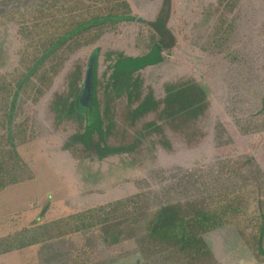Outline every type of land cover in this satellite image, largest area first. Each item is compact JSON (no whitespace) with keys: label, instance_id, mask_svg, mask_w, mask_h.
<instances>
[{"label":"trees","instance_id":"1","mask_svg":"<svg viewBox=\"0 0 264 264\" xmlns=\"http://www.w3.org/2000/svg\"><path fill=\"white\" fill-rule=\"evenodd\" d=\"M239 3L216 0L209 4L201 24L203 30L210 29L198 39V48L204 54L210 52L213 57L225 53L224 57L233 62L235 51L229 49L239 29ZM4 5L0 8V28L13 24L22 45L18 66L0 74V192L35 179L17 151L39 135L37 121L24 108L29 103L39 104L78 52L135 20L126 0H36L18 6L8 0ZM165 22L161 13L150 23L146 48L135 47L142 54L119 53L101 75L100 50L95 49L88 64H78L69 75L67 90L53 99L50 111L55 117L60 115L59 124L78 118L76 135L71 138L75 141L65 146L77 158L93 159L92 150L98 161L125 153L138 157L144 154L139 138L122 147H110L105 140L115 130L117 117L123 118V109L128 111L125 115L131 124L154 109L157 112L155 96L149 95L136 107L133 104L139 99L141 73L162 64L164 54L174 48ZM259 29L264 37V24ZM89 76L94 95L84 105L80 96ZM109 93L115 95L116 102H111ZM122 97L127 102L120 107L125 101ZM255 101L254 111L249 104L240 103L229 115L232 129L242 137L254 132L264 134V94ZM161 103L163 110L158 114L162 125L180 128L208 115L211 106L206 87L194 81L166 86ZM159 126L152 123L148 130L159 131ZM232 129H226L225 136L229 137ZM228 155L199 178L189 179L185 174L174 187L166 189L168 196L163 202L155 199L152 203L147 192H139L11 232L0 237V256L39 246L43 264H109L91 262L97 253L94 243L78 247L74 242L75 235L94 238L102 230L103 245L117 248L126 242L134 244L136 260L132 264H220L211 249L210 235L232 226L258 264H264V174L253 154ZM150 156L154 159L156 155Z\"/></svg>","mask_w":264,"mask_h":264},{"label":"rangeland","instance_id":"2","mask_svg":"<svg viewBox=\"0 0 264 264\" xmlns=\"http://www.w3.org/2000/svg\"><path fill=\"white\" fill-rule=\"evenodd\" d=\"M7 1L0 0V8ZM29 1L36 0H12L14 6ZM126 1L135 20L105 36L97 45L78 52L39 104L29 103V107L24 108V112L37 121L39 135L18 147L17 151L33 171L35 179L0 192V237L139 192H147L152 203L155 199L163 202L168 196L166 189L174 187L173 184L185 174L193 180L202 173L208 174L216 162L222 161L220 158L229 156L228 153L253 154L264 174V134L254 132L242 137L232 129L229 116L237 111L240 103L249 104V109L254 111L257 108L255 100L264 94V37L259 34V26L264 24V0H239L236 10L240 15L239 29L234 45L229 49L235 51L232 63L224 57L225 53L211 57L210 52L204 54L198 48V39L210 29L203 30L201 20L209 4L216 0ZM161 13L166 17L174 48L164 54L162 64L141 73L137 87L139 99H134L133 104L136 107L149 95L155 96L159 105L157 112L154 109L131 124L125 115L128 111L123 109L124 119L117 117L115 130L105 140L110 147H122L139 138L144 154L138 157L125 153L98 161L95 151L90 150L93 159L77 158L65 146L75 141L71 138L76 135L74 129L78 126V118L71 117L68 123L59 124L60 115L55 117L50 111L53 99L67 90L69 75L78 64L86 66L95 49L100 50L99 75L108 70V65L117 60L119 53L126 56L142 54L135 47H145L149 43L150 23H154ZM16 33V27L10 23L0 28V74L18 66L22 42ZM177 81L204 85L211 103L208 115L190 121L182 128L162 125L158 114L163 110L161 101L166 86ZM92 86L89 76L80 96L84 105L94 95ZM107 96L111 102H116L115 95L109 93ZM121 99L125 100V97ZM126 102L122 101L120 107ZM152 123L161 124L160 130H148ZM230 127L231 134L225 136V130ZM151 153L156 155L154 159ZM102 233L98 230L94 238L78 234L74 236V242L78 247L94 243L97 253L91 258L93 263L135 262L134 244L126 242L117 248L103 245ZM210 242L220 264H258L251 251L238 240V233L232 226L212 233ZM40 252L39 246L23 249L0 256V264H43Z\"/></svg>","mask_w":264,"mask_h":264}]
</instances>
